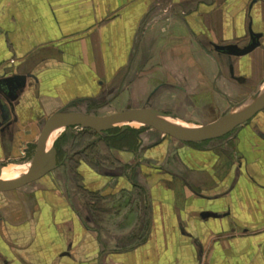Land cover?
<instances>
[{
	"label": "crops",
	"instance_id": "crops-1",
	"mask_svg": "<svg viewBox=\"0 0 264 264\" xmlns=\"http://www.w3.org/2000/svg\"><path fill=\"white\" fill-rule=\"evenodd\" d=\"M253 37L249 53L229 52ZM262 91L264 0H0L9 176L23 175L30 163L10 164L65 108L172 115L208 103L223 115ZM209 141L142 131L101 169L81 161L73 171L65 156L40 180L0 191V264H264V110Z\"/></svg>",
	"mask_w": 264,
	"mask_h": 264
},
{
	"label": "water",
	"instance_id": "water-1",
	"mask_svg": "<svg viewBox=\"0 0 264 264\" xmlns=\"http://www.w3.org/2000/svg\"><path fill=\"white\" fill-rule=\"evenodd\" d=\"M257 45V37H253L252 42L247 47L238 50L231 49L229 52L235 55H243L252 51ZM253 99L254 102L245 108L226 112L216 120L196 128L169 123L165 118H170L171 115L151 107H128L126 110L106 115L94 114L89 111H71L65 108L53 114L46 121L37 141L35 154L31 159L32 165L26 173L14 180H5L2 177L5 165L0 163V191L18 189L34 183L59 167L61 163L58 162L55 145L53 144L48 148L50 135L57 128L80 127L92 129L102 134L116 128L120 123L140 121L145 126L154 128L179 141L197 143L224 136L262 112L264 110V92L258 93Z\"/></svg>",
	"mask_w": 264,
	"mask_h": 264
},
{
	"label": "trees",
	"instance_id": "trees-1",
	"mask_svg": "<svg viewBox=\"0 0 264 264\" xmlns=\"http://www.w3.org/2000/svg\"><path fill=\"white\" fill-rule=\"evenodd\" d=\"M143 131L142 128L135 129L131 127H116L108 132L105 133H98L92 129H83L82 132L78 133L74 136V140H71V146L65 149L62 146V141L67 139V135H62L58 140L55 142V148L57 149L58 154V162H62L65 156H67L66 162L70 165L73 171L76 170L77 165L81 161H87L88 163L92 164L94 167L101 169L103 166H108L109 164L106 163L108 160L107 158L101 157V154L96 151L97 144L104 146L107 150L108 154L112 149H124L128 148L131 149L138 145V141L140 140V133ZM91 135H90V134ZM98 136L101 140L93 141L91 137L84 138V136ZM94 149V150H93ZM107 156H110L107 155ZM103 158V159H102ZM88 201L90 205H93L94 202V195H87ZM147 211L145 208L143 209V217L147 216ZM146 222V223H145ZM138 232L143 231L146 232L148 229L147 220H141V225L138 227ZM142 239V237H141Z\"/></svg>",
	"mask_w": 264,
	"mask_h": 264
},
{
	"label": "rangeland",
	"instance_id": "rangeland-1",
	"mask_svg": "<svg viewBox=\"0 0 264 264\" xmlns=\"http://www.w3.org/2000/svg\"><path fill=\"white\" fill-rule=\"evenodd\" d=\"M124 99L128 100L127 98L122 97V100H124ZM204 99L206 100L205 103H207V102L212 103L211 104L212 106L215 104L213 98L206 97ZM211 99H212V101L210 102ZM126 100H124V102H122V103H119V105L117 107L119 109H122V110L125 109V107L127 106L125 104ZM252 102H254V99H251V100L247 101L242 107H240L238 105L237 106H233L234 108L232 107L231 108L232 110H230V111L241 110V109L245 108L246 106H248L249 104H251ZM207 104H204L203 106L200 105L199 107H197L195 112H191V111L190 112L189 111L186 112V111L181 110V111L173 113L174 115H177V116H173V114L172 115L170 114L171 115L170 118L169 117H167V118L169 119V121H171L172 124H175V125H178V126L190 127V128L200 127L202 125L210 123L212 120H214L216 118H219L220 115H221L220 114L221 112H218L219 110L218 111H210V109H208L210 107ZM217 108H219V107H217ZM94 109H95L94 110V114L106 115V114H111L112 113V111L110 112V110H109L110 107L107 104H100L99 106H96ZM181 119H183V120H181ZM118 126L119 127H122V126L123 127L124 126L125 127H131V128H135V129L142 128L144 134L152 133V134H154L157 137H159L161 134H163V133L157 131L154 128L145 126L140 121L123 122V123H120ZM62 129H63V131L60 130L59 135L61 134V132H66L65 135H67V139H65V140H74V136H76L78 133L82 132V130H83L80 127H70L67 130L64 129V127H63ZM151 129H153V131H148V130H151ZM59 135H58V137H59ZM86 137H88L89 139L91 137V139H90V140H92L91 142H93V141L97 142L98 140H101L96 135L95 136H87V134H86L84 136V138H86ZM57 138L54 139V140H57ZM151 138H154V137L151 136ZM216 140H219V139H216ZM211 141L212 140H210L209 142H211ZM198 143L204 144V143H208V141H203V142H198ZM35 151H36V144L33 147H31V148L29 147L28 152L25 155V158L13 160L12 161L13 163H11L10 165H20V164L22 165V164L30 163V166H31L32 163L30 162V160L32 159V156L35 153ZM96 151L99 153V155L101 154V157H103V158L104 157L107 158L108 157L107 155H109L107 150L105 149V147L101 146L99 144V142L97 144ZM10 165H8V166H10ZM8 166H6V167H8ZM30 166H27V168L23 172V174L29 169ZM18 177H20V176H18ZM79 191L81 192V189H79Z\"/></svg>",
	"mask_w": 264,
	"mask_h": 264
},
{
	"label": "bare ground",
	"instance_id": "bare-ground-1",
	"mask_svg": "<svg viewBox=\"0 0 264 264\" xmlns=\"http://www.w3.org/2000/svg\"><path fill=\"white\" fill-rule=\"evenodd\" d=\"M165 120H166L167 122L171 123V121H169L168 118H165ZM60 130H62V128H57V129H55V130L52 132V134L50 135L49 141H48V148H50V147L52 146V144L50 143V140H51V142L55 141L54 139H56V138L58 137ZM31 165H32V164H31ZM29 168H30V167H29ZM27 171H28V170H27ZM27 171H26V172H27ZM26 172H25V173H26ZM2 177H3V179H5V180H14V179L19 178V177H12V176H9V175L5 174V173H4V169H3V176H2Z\"/></svg>",
	"mask_w": 264,
	"mask_h": 264
}]
</instances>
